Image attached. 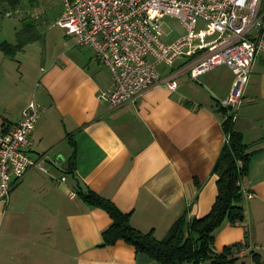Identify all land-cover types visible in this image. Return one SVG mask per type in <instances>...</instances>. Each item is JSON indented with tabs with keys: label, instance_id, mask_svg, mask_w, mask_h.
Here are the masks:
<instances>
[{
	"label": "crops",
	"instance_id": "obj_1",
	"mask_svg": "<svg viewBox=\"0 0 264 264\" xmlns=\"http://www.w3.org/2000/svg\"><path fill=\"white\" fill-rule=\"evenodd\" d=\"M7 8L24 17H18L13 40H0L22 47L14 56L0 50V58L15 59L17 81L34 88L40 110L30 153L45 170L30 169L7 203L0 200V264H157L122 240L98 245L110 217L76 191L90 188L110 198L129 211L134 227L158 238L182 212L187 219L208 212L216 196L211 167L225 140L216 102L228 94L232 71L220 64L191 79L181 61L159 64V78L170 75L173 90L156 83L111 108L98 97L109 86L108 68L91 48L77 45L56 23L47 24L51 9L57 10L54 20L59 16L61 0H21L4 9L9 17ZM53 29H60V47L55 43L50 55L48 39H58L47 35ZM25 103L3 102L0 134L19 119ZM233 123L251 150L240 179L244 216L214 229L212 248L248 242L236 263L264 264V57L251 65Z\"/></svg>",
	"mask_w": 264,
	"mask_h": 264
},
{
	"label": "built area",
	"instance_id": "obj_2",
	"mask_svg": "<svg viewBox=\"0 0 264 264\" xmlns=\"http://www.w3.org/2000/svg\"><path fill=\"white\" fill-rule=\"evenodd\" d=\"M61 1L62 9L54 23L73 36L77 45L90 47L108 68L109 86L98 97L111 108L135 100L156 83L173 90L174 79L170 75L160 79L157 65L170 66L179 59L180 68L191 79L220 64L230 68L233 80L229 92L218 103L227 107L234 119L251 65L257 57H264L262 0ZM166 15L174 17L184 30L170 40L163 38L161 27ZM198 22H203L204 28L196 30ZM39 110L31 98L20 110L19 119L0 134L3 204L30 169L45 170L40 157L30 153V134ZM244 252L241 249L237 254Z\"/></svg>",
	"mask_w": 264,
	"mask_h": 264
},
{
	"label": "trees",
	"instance_id": "obj_3",
	"mask_svg": "<svg viewBox=\"0 0 264 264\" xmlns=\"http://www.w3.org/2000/svg\"><path fill=\"white\" fill-rule=\"evenodd\" d=\"M20 1L0 0V11L4 12L6 7L15 8ZM21 47V43L12 45L0 40V50L5 55L14 56ZM216 105L222 114L221 128L225 140L211 167V173L216 176V196L208 212L189 219L185 211L182 212L164 235L158 238L152 230L141 231L134 227L129 220V211L121 210L110 198L90 188H78L76 193L84 203L104 209L110 217L109 224L101 230L98 245H110L122 240L132 245L136 252L145 253L157 264H237L236 260L240 257L237 252L248 247V242L228 244L217 252L212 248L213 231L223 221L235 223L243 219L240 179L247 173L251 150L242 133L234 127L228 108L218 102ZM69 161L68 165L73 167L74 152ZM250 254L258 261L251 248Z\"/></svg>",
	"mask_w": 264,
	"mask_h": 264
},
{
	"label": "rangeland",
	"instance_id": "obj_4",
	"mask_svg": "<svg viewBox=\"0 0 264 264\" xmlns=\"http://www.w3.org/2000/svg\"><path fill=\"white\" fill-rule=\"evenodd\" d=\"M9 13L10 15L9 17H7V15H5L4 12L0 11V39L6 38V39L13 40L14 38H13L12 31L14 33V31L16 30V28L20 25V22L22 21L21 17H20V20L18 18L19 16H22L21 15L22 12L21 11L19 12L18 9L9 10ZM56 15H57V10L55 8L51 9V13H49V17L47 19V24L54 25L53 23H54V18L56 17ZM25 20L31 21V18L26 17ZM161 27L164 31L163 38L167 40L173 39L176 36L184 32L179 22L174 17H171L169 15H166L162 18ZM20 28L21 27H19L18 30H20ZM199 28H204L203 22H198L196 24L195 29L198 30ZM59 30L56 31L55 29H53V33L47 34L49 36H57L58 38V39H48V41L50 42L48 54L50 55H53L57 47L58 48L60 47L61 35H60ZM10 31H11V35H10ZM210 37L211 35L207 36V38H210ZM55 43L56 45L58 44L57 47H54ZM87 50L89 49L87 48L84 49V51H87ZM1 60L2 59L0 58V106L3 104L4 101H8V100L12 101L13 98H14V101L19 102L21 100H24L26 103L31 98H34L33 97V91H34L33 86L30 84L19 83L17 81L19 73L16 67V60L15 59L14 60L4 59L6 60L7 63L2 62ZM178 61L180 60L179 59L176 60V62ZM160 65H163V64H160ZM166 67L168 68V66ZM239 106L237 108H239Z\"/></svg>",
	"mask_w": 264,
	"mask_h": 264
}]
</instances>
